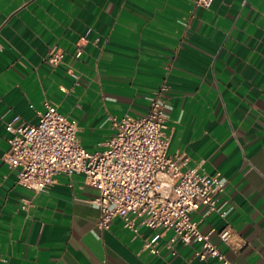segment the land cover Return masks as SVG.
Returning a JSON list of instances; mask_svg holds the SVG:
<instances>
[{"label": "crops", "instance_id": "obj_1", "mask_svg": "<svg viewBox=\"0 0 264 264\" xmlns=\"http://www.w3.org/2000/svg\"><path fill=\"white\" fill-rule=\"evenodd\" d=\"M53 45L65 51L57 66L45 60ZM163 82L169 153L226 178V216L203 205L193 218L245 240L235 250L212 233L232 264H264V0H0V264H219L196 256L199 242L168 247L172 231L154 254L145 225L101 228L83 174L33 191L4 159L7 123H37L46 100L101 150L112 117L145 115Z\"/></svg>", "mask_w": 264, "mask_h": 264}, {"label": "built area", "instance_id": "obj_2", "mask_svg": "<svg viewBox=\"0 0 264 264\" xmlns=\"http://www.w3.org/2000/svg\"><path fill=\"white\" fill-rule=\"evenodd\" d=\"M212 1L195 0V3L209 7ZM81 50L78 47L76 54ZM64 57V49L53 45L45 60L57 66ZM73 75L78 83L79 73ZM167 87L163 82L153 91L145 115L113 116L115 132L104 149L93 151L79 141L76 120L63 114L56 103L46 100L37 123H17L18 117L7 123L11 136L4 159L18 170L17 182L33 191L45 190L59 174H83L99 190L91 199L100 209L99 226L108 229L115 218H120L135 235L140 233V226L149 227L153 233L145 237L144 247L151 253L160 252V239L172 231L167 246L174 251L180 242H199L195 252L198 258L212 256L219 264H232L211 239L212 233L216 232L220 241L235 250L241 249L245 240L236 236L230 224L219 230L203 231L192 216L203 205L226 216L227 211L218 206L226 178L220 171L184 169L180 156L169 153L163 98Z\"/></svg>", "mask_w": 264, "mask_h": 264}]
</instances>
